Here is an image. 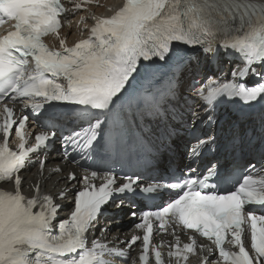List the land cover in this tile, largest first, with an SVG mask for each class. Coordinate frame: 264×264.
<instances>
[{"label":"snow or ice","instance_id":"snow-or-ice-1","mask_svg":"<svg viewBox=\"0 0 264 264\" xmlns=\"http://www.w3.org/2000/svg\"><path fill=\"white\" fill-rule=\"evenodd\" d=\"M81 8L77 3L66 10L61 0H0V26L14 22L0 35V183L14 186V191L0 189V264H111L115 259L127 264L124 249L95 236L89 242L104 206L121 207L124 200L117 197L124 196L161 201L156 210L140 213L135 227L142 237L120 242L130 249L142 241L139 264H152L150 256L154 264H165L164 242L152 244L153 221L161 233L175 225L211 241L219 259L204 256L201 245V264H264V167L256 164L236 175L222 173L217 163L189 167L164 182H142L135 172L93 170L80 178L69 172L66 184L81 187L73 199L68 190L59 191L58 199L73 204L63 220H57L62 205L42 192L39 182L31 198L22 194L21 172L38 161L43 175L42 157L60 120L67 124L61 133L65 160L76 163L71 149L81 157L96 152L102 159L151 164L175 154L182 124L214 126L223 108L228 117L224 150L235 156L246 139L249 145L255 141L264 157V0H123L111 16L93 17L87 38L68 46L59 36L62 17ZM49 35L59 40L58 49L44 43ZM221 53L239 61L231 79L201 76ZM189 100L200 110L186 120ZM17 103L34 115L48 112L45 104L53 112L31 134V146L25 133L29 117L16 119ZM13 131L19 140L15 151L9 148ZM218 146V136L205 133L187 143L186 154L198 158ZM99 230L109 231L107 226ZM172 235L167 256L186 264L196 254V239L190 234L181 245L174 229Z\"/></svg>","mask_w":264,"mask_h":264},{"label":"bare ground","instance_id":"bare-ground-1","mask_svg":"<svg viewBox=\"0 0 264 264\" xmlns=\"http://www.w3.org/2000/svg\"><path fill=\"white\" fill-rule=\"evenodd\" d=\"M87 1H91L92 4H87ZM120 2L121 0H68V9L73 8L77 3H82V8L74 13L72 11H67L66 18L69 19V26H64L61 32L62 36L71 43L74 39L78 38L80 33L79 29L82 25L91 24L94 21L93 17L109 15L120 5ZM78 22L80 23L78 24ZM46 159L47 162L43 170V176L40 177V187L45 186L50 192L55 193L62 188L69 190L75 186L66 184L65 180L69 172H74L76 175L78 174L74 168L63 162L61 157L57 154L47 153ZM53 169H60V171H51ZM24 176L26 177L27 184L31 182L35 184L37 182V171L35 169L30 175L24 174ZM122 210L124 212L123 208ZM113 211H115V209ZM104 225L105 223L103 226ZM108 229L111 230L112 227Z\"/></svg>","mask_w":264,"mask_h":264}]
</instances>
